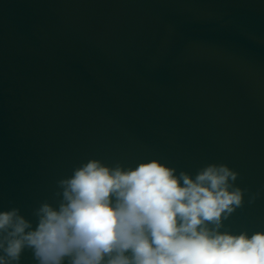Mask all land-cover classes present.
Returning a JSON list of instances; mask_svg holds the SVG:
<instances>
[{"label": "water", "instance_id": "obj_1", "mask_svg": "<svg viewBox=\"0 0 264 264\" xmlns=\"http://www.w3.org/2000/svg\"><path fill=\"white\" fill-rule=\"evenodd\" d=\"M91 158L226 164L259 195L221 230L264 231V0H0V210Z\"/></svg>", "mask_w": 264, "mask_h": 264}, {"label": "clouds", "instance_id": "obj_2", "mask_svg": "<svg viewBox=\"0 0 264 264\" xmlns=\"http://www.w3.org/2000/svg\"><path fill=\"white\" fill-rule=\"evenodd\" d=\"M239 173L207 164L193 176L150 159L135 167L91 158L56 182L55 204L0 210V264H264V231L224 228L259 193Z\"/></svg>", "mask_w": 264, "mask_h": 264}]
</instances>
